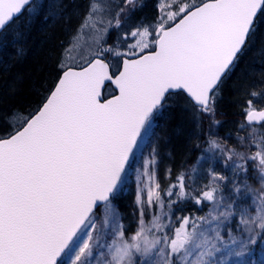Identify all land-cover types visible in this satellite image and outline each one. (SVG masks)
<instances>
[{
	"label": "snow or ice",
	"instance_id": "6c2138e0",
	"mask_svg": "<svg viewBox=\"0 0 264 264\" xmlns=\"http://www.w3.org/2000/svg\"><path fill=\"white\" fill-rule=\"evenodd\" d=\"M142 6L119 0L102 18L104 7L90 0L91 56L59 60L34 105L0 113V264H60L66 257V264H229L264 240V193L248 180L251 166L264 185V135H255L264 128V86L247 92L241 105L239 128L248 136L237 139L244 150L215 136L222 86L264 17V0H156L149 24L123 32L122 48L107 45L109 29H121ZM38 11L33 0H0V34ZM174 108L190 110L197 128L208 121V155L197 160L207 161L202 184L183 171L173 177L170 167L166 184L157 178L154 120ZM142 146L149 152L137 170L138 227L129 235L113 198ZM218 158L231 177L215 171ZM228 183L232 198L223 195ZM246 195L255 215L235 209ZM186 201L211 207L202 216L173 217L174 206ZM237 216L246 240L233 235Z\"/></svg>",
	"mask_w": 264,
	"mask_h": 264
},
{
	"label": "trees",
	"instance_id": "16d2710c",
	"mask_svg": "<svg viewBox=\"0 0 264 264\" xmlns=\"http://www.w3.org/2000/svg\"><path fill=\"white\" fill-rule=\"evenodd\" d=\"M54 1L59 4L51 10L52 14H56L55 18L46 9L48 0H36L33 4L39 7L38 13H25L17 24L0 35V113L17 108L26 109L34 105L56 75L57 62L59 60L69 62L70 56L77 52L75 46L71 45L76 39L78 22L83 21L88 14L87 5L90 0ZM106 1H108V5L105 6L107 12L113 11L119 2V0ZM155 2L156 0H143V6L132 14L121 29H109L106 44L122 45L120 35L123 32L138 23L149 24L156 14V10L152 8ZM101 4L106 5L107 2L103 0ZM66 49L71 51H65ZM262 86H264V17L257 21L255 33L222 86L217 103V119L221 123L216 127L215 132L220 138H226L229 142L220 140L221 142L229 147L234 146L238 150H244L232 140L242 122L241 105L246 98H250L246 97L247 92L259 91ZM257 100L260 102L259 99ZM168 111L170 121L167 122L166 135L170 138L168 148L174 160L172 176L181 171L191 174L197 158L207 147V120L201 122L203 131L197 135L193 125L183 122L184 111L179 108ZM185 127L186 135L183 134ZM177 131L178 136L174 135ZM259 135L263 134L260 132ZM197 143L201 147L197 148L195 146ZM257 175L258 173L249 166V184L257 194L264 193L261 185L255 181ZM208 206L207 202L202 206H195L190 201H186L174 206V212L180 210L179 215L202 216L207 213ZM259 244L258 240L254 244H249L248 253H244L248 264L259 263L257 251Z\"/></svg>",
	"mask_w": 264,
	"mask_h": 264
},
{
	"label": "rangeland",
	"instance_id": "374dc122",
	"mask_svg": "<svg viewBox=\"0 0 264 264\" xmlns=\"http://www.w3.org/2000/svg\"><path fill=\"white\" fill-rule=\"evenodd\" d=\"M48 2L50 3L51 7L53 6V8L57 7L59 5L54 0H52V1L49 0ZM105 2H107V4L106 5L103 4L104 6L101 4V2L100 3L98 2V3L101 4V6L105 8V6L108 5V1L105 0ZM117 2H118V0H117ZM154 9L156 10V4L154 5ZM108 12L106 11V8H105V11L103 13H101V17L102 18L107 17ZM53 16H54L53 18H55L56 14H54ZM85 20L86 19L84 18L82 28L80 29V31L78 33L79 34L78 39L77 40L75 39V41L72 43L73 45H71L73 47L75 46V50L77 52H75V55L70 56L69 62H71L73 60L82 62L84 58L91 56L92 51L95 48V43L93 40V36H94L93 28H92L90 23L87 26H85ZM99 26L100 25H97V27H99ZM76 41H78V42H76ZM121 42H122V45H120V47L122 48L126 42L123 40H121ZM77 46H79V47H77ZM75 50H73V51H75ZM257 103L259 104V103H261V101L258 102V100H257ZM183 111H184L182 114L183 122L187 125L190 124V126L193 125L194 122L196 121V118L192 115L190 110H183ZM168 116H169V111H165L162 115H158L154 120V127H155L156 135L153 137V140L159 143V148H160L159 163H158V177L157 178L162 185L167 183V178L165 176L166 168L170 167L174 171V165H173L174 160H173L172 154H170V150L168 148L169 147L168 142H169L170 138L168 137V135H166L167 129H168L167 122L170 121ZM194 127L195 126H193V128ZM184 131L185 132L183 134L186 135L187 134L186 127H185ZM260 132L264 135V128L258 127V131H257V133H255V135H259ZM177 133H178V131L176 133H174V135L176 134L178 136ZM238 135L245 136L247 138L248 131H246L244 129H240V128L235 131L234 137L232 138V140H235V143L240 145L239 141L237 139ZM215 136L217 138H219L220 140L226 142V143L229 142V140H227L226 138H220L216 132H215ZM148 152H149V149L146 146H142L141 150L137 152L136 157L131 162V166L127 168V172H126V175L124 177V181L120 185L119 191L117 192L116 196L113 198V205L117 209V211L119 212L121 223L125 226L129 235L133 234L135 232L136 228L138 227L137 206L135 203V195H136L137 183H138V181H137V175H138L137 170L138 169L142 170L143 158L148 156ZM202 152L203 153L201 155H204V156L208 155L207 153H204V151H202ZM199 157L197 158V160L199 159ZM206 163H207L206 160H201L199 164H197V161L195 162V167L197 168V172L191 173V174L193 175L195 182L197 184H202V183L206 182L208 179L207 173L205 171ZM213 167H214L215 171L218 173H221V174L229 176V177H231V175H232L231 169L229 167L224 166L222 158L216 159L214 164H213ZM142 179H144V178H142ZM255 181L257 184L261 185V187L264 191V185H262L259 182L257 177H256ZM253 191H254V189H253ZM223 195L226 198H232L233 193H232V190L230 187V183L225 185L224 190H223ZM246 201L250 202V204L244 205L243 203H245ZM210 207H211V205L209 204L208 208L210 209ZM241 207H247L249 210V213L251 215H255L256 205L253 203V199H252L251 195H246V196L236 198L235 209H239ZM209 209H208V211H209ZM179 212H180V210H177L175 212L173 211V213H172L173 217L178 216ZM102 218L103 217H102V213H101L100 219H102ZM238 218H239L238 216L234 217L232 219V222H231V228L233 231V235L236 236L238 239L246 240L247 236L246 235H240V232L236 227V223H237ZM150 219H151V215L149 214L145 217L146 223ZM173 223H177V221L173 220ZM222 236L224 237L225 241H227L229 244L231 243L229 238H228L227 230L222 232ZM257 240L260 243L259 249H257L258 258L261 260V262H262L261 264H264V240H261L260 238H257ZM110 241H111V236H106L104 243L107 244V243H110ZM249 246L250 245H248V247L245 249L244 253H248ZM100 251L107 253V248L101 249ZM68 255L70 256L71 253H69ZM105 258L110 259V257H105ZM66 260H67V257L65 258V260H62L60 262V264H66ZM246 260H247V257H245L244 254L241 257L231 256V257H229V264H248L246 262Z\"/></svg>",
	"mask_w": 264,
	"mask_h": 264
},
{
	"label": "bare ground",
	"instance_id": "6f19581e",
	"mask_svg": "<svg viewBox=\"0 0 264 264\" xmlns=\"http://www.w3.org/2000/svg\"><path fill=\"white\" fill-rule=\"evenodd\" d=\"M49 1V0H48ZM52 1V0H51ZM103 0H96V2H102ZM156 3V2H155ZM88 6V11H89V4L87 5ZM154 7V5L152 4V8ZM46 9L47 10H49V13H51L52 11V9H53V6L51 7V5H50V3L48 2L47 3V5H46ZM54 9H55V7H54ZM54 14H52L51 16H53ZM86 16V15H85ZM87 17V16H86ZM85 17V18H86ZM77 20V19H76ZM82 24H83V21H79L78 22V24H77V26H76V29L78 28V30H77V35H76V40L78 39V36H79V31H80V29L82 28ZM206 124H207V126H208V122L206 121ZM193 126H195L193 129L194 130H196V132H197V135H200V133H202V124H200V127L199 128H197V120L194 122V124H193ZM245 204L246 205H248V204H250V202H245ZM259 263L258 264H261L262 262H261V260L259 259V261H258Z\"/></svg>",
	"mask_w": 264,
	"mask_h": 264
}]
</instances>
